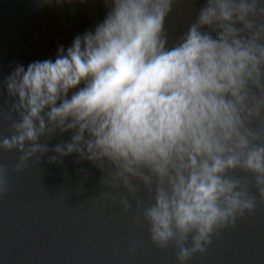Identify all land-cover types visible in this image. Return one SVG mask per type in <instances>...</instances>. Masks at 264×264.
Wrapping results in <instances>:
<instances>
[{
    "label": "clouds",
    "instance_id": "obj_1",
    "mask_svg": "<svg viewBox=\"0 0 264 264\" xmlns=\"http://www.w3.org/2000/svg\"><path fill=\"white\" fill-rule=\"evenodd\" d=\"M176 2L103 0V20L54 60L13 68L0 150L19 156L0 163V196L10 171L75 154L102 173L105 198L123 190L151 242L188 264L264 201V0H203L173 40Z\"/></svg>",
    "mask_w": 264,
    "mask_h": 264
},
{
    "label": "water",
    "instance_id": "obj_2",
    "mask_svg": "<svg viewBox=\"0 0 264 264\" xmlns=\"http://www.w3.org/2000/svg\"><path fill=\"white\" fill-rule=\"evenodd\" d=\"M202 2L177 0L167 21L171 39ZM105 14L103 0H0V109L8 110L2 84L17 64L54 60L60 45L70 46ZM0 135H10L6 119H0ZM69 138L57 136L49 146ZM49 155L20 173L10 171V189L0 196V264H178L174 247L157 248L147 226L136 223L135 201L124 211L123 190L113 193L115 201L105 198L99 169L75 154L56 164ZM18 156L0 150V163L12 169ZM188 264H264V201L258 198L253 214L216 233L206 253Z\"/></svg>",
    "mask_w": 264,
    "mask_h": 264
}]
</instances>
